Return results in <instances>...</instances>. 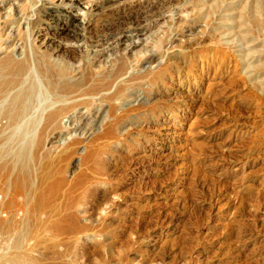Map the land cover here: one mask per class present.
<instances>
[{
	"label": "rangeland",
	"instance_id": "1",
	"mask_svg": "<svg viewBox=\"0 0 264 264\" xmlns=\"http://www.w3.org/2000/svg\"><path fill=\"white\" fill-rule=\"evenodd\" d=\"M7 57L0 264H264V0H0Z\"/></svg>",
	"mask_w": 264,
	"mask_h": 264
},
{
	"label": "bare ground",
	"instance_id": "2",
	"mask_svg": "<svg viewBox=\"0 0 264 264\" xmlns=\"http://www.w3.org/2000/svg\"><path fill=\"white\" fill-rule=\"evenodd\" d=\"M148 14V12L146 13H135V14H129L127 16H123V17H119V14H117L116 16V20L122 21L123 23L126 22L128 24L131 25L130 29H133V31H139L138 27L140 26V22L141 20H147L148 16H144ZM154 17H156V14L154 13ZM87 23H89V21H87ZM121 24V23H120ZM123 30V29H122ZM130 33V31L125 32V29L123 30V32L121 33V38L116 39V41H114L115 44H124L126 43L130 37L128 36V34ZM68 36V35H67ZM112 35V38L113 39ZM81 38V36L79 34H74L71 39L73 40H79ZM108 39H101L97 42V45H95L96 48H102L103 46H105V44H107L109 41H107ZM134 45V44H133ZM134 47V46H133ZM99 56V54H98ZM38 61V60H37ZM40 65L41 71L44 74V76L47 79H57V78H62L65 77L69 74V68L67 66L61 67L60 69H54L51 67H47L45 66L43 63H38ZM30 72V61L29 60H25V61H14L13 59H11L10 57H7L5 60L0 62V90L2 92L8 91L9 89L15 87L16 85H19V83H21L22 81H24L26 79V75ZM125 69L121 68V66H119L114 73H109L108 75V80L107 81H103L102 83L98 84L97 86L93 87L90 94H94L96 93L100 88L103 89H107L108 87H110L112 85L113 82L117 81L122 75L125 74ZM99 87V88H97ZM120 89V90H119ZM121 88H118L115 93V97L121 96ZM59 117V113L53 114L51 115V119L55 120Z\"/></svg>",
	"mask_w": 264,
	"mask_h": 264
}]
</instances>
